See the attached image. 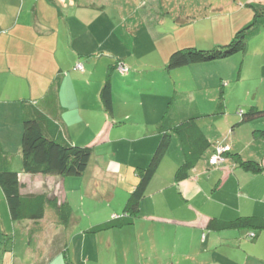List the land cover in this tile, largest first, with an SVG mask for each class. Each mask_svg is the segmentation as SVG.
<instances>
[{"label":"crops","instance_id":"1","mask_svg":"<svg viewBox=\"0 0 264 264\" xmlns=\"http://www.w3.org/2000/svg\"><path fill=\"white\" fill-rule=\"evenodd\" d=\"M122 1L0 0V145L12 155L10 169L18 173L22 194H54L71 208L66 226L50 207H45L38 222L12 221L0 188V219L13 234L15 223H24L29 234L43 225L49 213L56 226L67 230V239L54 233L49 255L46 250L51 245L43 247L41 264L53 263L51 258L58 253L70 264H264V229L207 228L212 218L264 219V134L255 133L259 127L249 124L252 119L243 123L235 113L232 118L224 117L218 134L207 132L201 119L225 115V105L218 112L219 105L213 112H202L196 99L185 96L184 88L189 87L176 84L180 68H164L172 51L191 44L190 21L182 18L183 12L175 19L160 17L159 12L168 6L165 0H139L138 6V0ZM152 10L158 12L157 17ZM137 11L148 13L136 15ZM130 12L139 16L137 29L132 22L124 33H116L115 24H128L125 13ZM177 39L181 44L175 48ZM111 53L119 57L114 59ZM78 62L83 71L73 69ZM118 63H124L127 70L120 72ZM107 75L112 91L110 111L99 96ZM218 76L197 75L202 80L200 89L208 88L209 82L214 87ZM51 91L55 103L47 96ZM25 106H35L54 121L72 144L91 148L82 175L23 172ZM191 116H197L194 122L208 147L188 176L175 180L184 155L183 142L172 133L133 222L89 232L92 226L122 213L137 183V170L148 165L159 142L160 123L178 124ZM216 145H227L230 150L220 164L213 165L209 158ZM232 154L258 162L261 171L243 169ZM4 165L0 160L2 169ZM249 231L255 234L252 238ZM6 235L2 228L3 264H37L31 249H27L28 257H22L15 241L5 243Z\"/></svg>","mask_w":264,"mask_h":264},{"label":"trees","instance_id":"2","mask_svg":"<svg viewBox=\"0 0 264 264\" xmlns=\"http://www.w3.org/2000/svg\"><path fill=\"white\" fill-rule=\"evenodd\" d=\"M246 5L248 7L251 6L254 10L251 23L245 28L236 31L227 43L211 49H196L193 47L178 49L169 56L167 69H176L190 64L223 59L239 51H244L248 38L257 32L260 24L264 23V11L260 12V7H263L264 4H253L248 1ZM119 64L124 65V63H118V66ZM75 66L73 69L79 70L75 69ZM262 76L264 78V66L262 68ZM53 92H48L47 96H49V100L51 98L53 103H55L56 97ZM99 96L105 110L110 111L112 107V91L108 75L100 89ZM221 108L222 104L220 103L216 112L220 111ZM239 113L242 116L243 122L264 114V110L262 111L256 106H251L248 111L241 112L240 110ZM196 119L197 116H191L178 124L167 125L165 122L160 123L158 126L160 133L159 142L148 165L145 168L137 170V183L127 197L122 213L113 216L110 221L92 226L88 230L89 232L95 233L133 222L138 214L139 202L145 197L148 183L155 174L160 160L169 147L170 135L172 133L178 134L183 142L184 155V161L175 173V180L178 181L188 176L189 170L194 167L202 152L208 147V143L202 135L203 133L194 122ZM255 133L264 134V130H256ZM192 144L196 146L193 147ZM216 147L217 145L212 156L216 154ZM229 150L228 148V150L220 154L221 159L217 163L210 162L211 156L209 163L213 165L220 164L225 156L229 154ZM90 157V147L74 145L62 137L59 126L47 118L35 106L23 107L21 164L24 173L32 175H59L62 177L80 176L85 172ZM231 157L245 170L260 172L262 169L258 162L245 161L239 158L238 154H232ZM0 160L6 164L3 169L0 167V188L12 221L30 220L38 222L44 217L45 207H50L56 213L58 222L62 226L68 225L71 208L66 201H61L56 195L46 192L22 194V183L19 180L18 173L10 169L12 155L5 152L1 145ZM207 228L214 230L241 228L262 230L264 229V219L244 216L237 217L231 221H223L212 218L207 223ZM248 233L250 238L255 235L252 231ZM64 256L66 257L65 254Z\"/></svg>","mask_w":264,"mask_h":264},{"label":"rangeland","instance_id":"3","mask_svg":"<svg viewBox=\"0 0 264 264\" xmlns=\"http://www.w3.org/2000/svg\"><path fill=\"white\" fill-rule=\"evenodd\" d=\"M248 1L253 4H264V0H165L166 5H168L167 8L161 10L159 14L156 10H152L150 13L153 17H157L158 14L160 17L175 19L181 14L180 12H183L182 18L190 21L189 29L187 30L191 34V44L187 45V47L211 49L227 43L236 31L245 28L251 23L254 10L251 6L248 7L246 5ZM118 2L124 1L118 0ZM138 4L139 0L136 5L138 6ZM263 7H260V12L264 11ZM182 8L183 11L181 10ZM141 13L147 14L148 12L137 11L136 15ZM125 17L129 18L128 24L121 25L119 22L115 24L114 30H116V33H124L125 29L130 28L132 22H134L133 24L136 27V22L140 20L139 16L134 17L131 12L125 13ZM178 40L181 39L174 41L175 48H178L181 44ZM126 45L130 46V39L127 40ZM113 55L116 54L111 53L109 56ZM113 57L116 59L119 56ZM167 63L168 60L164 68H167ZM193 65H196L197 70L192 67ZM190 66L188 68H185V66L180 67L175 75L177 85H184L190 88H184L186 89L183 91L186 93L185 96L188 95L190 100L196 99L198 104L201 105L200 109L202 112L205 110L213 112L220 103L223 106L225 105V115H210L201 119L204 120L205 129H208L207 132L213 130V133L218 134L217 132L225 125V123H222L225 121L224 117H227V119L229 117L232 118L233 113L238 114L239 119L242 118L239 110L246 112L251 106L264 110V78L262 76V68L264 66V23L260 24L257 32L248 38L244 51H239L227 58L190 64ZM173 72L175 73V71ZM197 75H209L210 77L214 75L215 78L218 75L221 76L213 80L215 82L214 87L209 82V87L202 90L199 87L202 80L198 79ZM180 96L184 95L180 94ZM249 122H251L249 124L255 125L256 129L257 127H259V130L264 129L263 126H259L264 125V114L255 117ZM243 123L248 122L243 121ZM248 127L250 128L249 125ZM13 157L16 158L15 153ZM100 205L103 206L104 203H100ZM15 224V234H13L12 231L10 232V226L6 222L3 223V220L0 219V231L4 228L5 233L9 234L4 237L5 243L10 241L8 245H12L15 241L18 253L24 258L29 256L27 249H31L34 256L33 260L38 258L37 264L43 263V258L41 262L39 257L43 247L47 244L51 245L47 246L46 250V253L50 254L54 237L57 234L59 235L58 238L67 239L68 237L67 230L56 226L54 219L49 213H47L44 221L41 222L43 225H33L34 227H40L29 230V234L24 228V223L17 222ZM28 244L29 246H27ZM3 245L4 242L2 243ZM51 259L53 263L50 261L49 264H67L60 253ZM0 264H3L1 258ZM68 264L70 263L68 262Z\"/></svg>","mask_w":264,"mask_h":264},{"label":"built area","instance_id":"4","mask_svg":"<svg viewBox=\"0 0 264 264\" xmlns=\"http://www.w3.org/2000/svg\"><path fill=\"white\" fill-rule=\"evenodd\" d=\"M75 69L83 70V66L81 63H77ZM118 69L120 72H125L127 69L124 65L119 64ZM227 145H217L216 147V154L210 158L211 163H217L221 158L220 154L226 150H228Z\"/></svg>","mask_w":264,"mask_h":264}]
</instances>
